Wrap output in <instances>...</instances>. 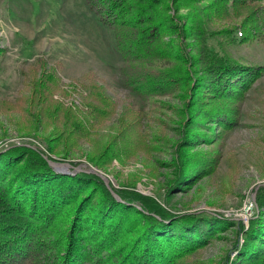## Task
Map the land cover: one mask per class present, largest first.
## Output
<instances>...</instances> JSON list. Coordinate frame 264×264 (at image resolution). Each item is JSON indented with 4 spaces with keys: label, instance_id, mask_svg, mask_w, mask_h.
Listing matches in <instances>:
<instances>
[{
    "label": "rangeland",
    "instance_id": "obj_1",
    "mask_svg": "<svg viewBox=\"0 0 264 264\" xmlns=\"http://www.w3.org/2000/svg\"><path fill=\"white\" fill-rule=\"evenodd\" d=\"M220 1L161 0L154 11L167 21L156 37L168 46L146 64H126L113 28L102 25L84 0H0V151L30 148L48 165H71L73 169L65 168L68 174L80 173L88 182L62 179L74 190L63 196L45 193L39 221L32 227L22 222L18 232L12 227L7 236L0 235L1 240L17 239L20 259L31 238L49 244L22 263L44 264L43 255L52 260L53 254L59 264L61 254L67 259L63 264H150L142 262L141 248L132 246L141 234L131 219L135 214L143 218L142 212L153 215L144 206L138 213L127 208L131 210L119 222L121 235L100 230L99 237L78 226L84 202L82 214L110 222L121 209L105 205L110 195L122 202L116 194L121 191L148 198L173 214L217 219L181 234L184 239L160 235L164 244L152 261L264 264V252L245 253L251 248L245 247L251 220L262 223L251 230L261 233L252 240L264 237V0L247 6L236 0L233 7L218 6ZM223 58L250 75L237 92L208 88L213 76L207 68ZM137 69L144 78L129 84ZM18 167H9L10 178L18 179ZM103 186L109 195L104 196ZM262 196L263 205L257 203ZM57 199L69 204L48 224L49 206ZM67 207L71 211L65 213ZM47 224L44 239L40 234ZM56 239L63 243L54 246ZM104 244L114 247L105 252L97 248ZM88 247L96 255L86 252ZM91 255L97 259L89 260Z\"/></svg>",
    "mask_w": 264,
    "mask_h": 264
},
{
    "label": "trees",
    "instance_id": "obj_2",
    "mask_svg": "<svg viewBox=\"0 0 264 264\" xmlns=\"http://www.w3.org/2000/svg\"><path fill=\"white\" fill-rule=\"evenodd\" d=\"M84 1L87 3L89 9L98 17L99 22L102 25L109 29L113 28L116 49L121 58L123 59V62H125L126 64L127 62H132L134 60L137 62L142 61L146 64L148 60L156 58L155 52L159 48L168 46V44L161 42L160 39L156 37L157 31L160 30L162 28L161 26H163V24L167 21L164 15L154 11L157 6L161 5V0H156L155 3L154 0H120L119 2H116V0H102V4L97 3V0ZM228 1H230V5L227 4ZM235 1L236 0H222L218 2L217 5L219 6V4H221L220 6L233 7L234 5H238ZM241 1H243L242 6H247L248 3L253 2L254 0ZM104 2H108V4H111V7H105ZM217 8V6L213 7V15H215V13L217 12ZM161 10L164 12V9ZM186 54L185 56L187 57ZM231 60L232 59L223 58L217 63L212 64L207 68L208 74L213 76V79H211V81L209 82L208 88L210 90H216L217 92H225L229 94L233 92V90L237 92L235 89L237 87H245L244 82H247V78H249L250 75H247V71L245 70V68H239L238 63H231ZM137 70L139 71V69ZM143 78L144 73L136 71V73L128 77L127 82L129 84H132L133 81ZM31 151L32 150L27 147L0 151V196L5 197V200L7 201L6 202L0 200V228L1 226H4V229H0V235L5 233V236H7L6 233L10 232L7 229H10L12 227L16 228L14 232H18V228H21L22 222L28 223V225L32 227L31 225H34V223H36L35 220L39 221L38 219L41 207L40 204H42L44 208L46 206V204L43 203L44 200L41 202V196H44L45 193L52 191L55 194L63 196L64 194H68L69 192L73 191L75 187H72L71 184L69 185L62 179L71 180L76 178L81 179L82 183L88 184V182L85 181L87 179H83L85 177L84 175L80 173L74 174L72 172H70V174L68 175L58 173L53 170L48 164H46L43 160H41V158L31 153ZM12 164H17V166H19L18 168H21V170L18 171L19 173H16L15 175V178L17 175H19L17 180H14L12 177L10 178L9 174L6 173L9 171V167ZM43 165L47 170H44ZM86 176L88 177V175ZM3 178L9 179L8 182L4 183L5 181L3 180ZM91 178L94 182L97 183L98 180L95 177L91 176ZM98 182L100 183V181ZM22 183L24 185H22L19 189L18 186H20ZM102 191L104 196L109 195V191L106 189V187L103 186ZM116 192V194L119 195L120 198H122V202H117L110 195L111 200L109 199V203H107L108 205H105V208L108 210L119 208L121 209V213L116 214L115 217L111 215L110 222L103 218H94L91 217L92 214H82L83 207H86V203L84 202L80 206L78 226H80L81 230L83 228L85 230L89 228L90 230L87 231L88 234H95L99 237L100 235L98 231L100 230L102 231V233L106 232L107 230H110L115 232V234L116 232H118L121 235L122 232H120V228L122 224L119 223L120 219L125 218L124 215H128L126 212L131 209L136 212L139 211L136 207H134V205L140 204L141 206H144L145 211H150L153 215H145V213L142 212L140 214L143 216V218L137 219L138 217L135 214L134 219H131L132 225L135 223L137 225L136 229L139 228L138 231H140L141 234L140 238H138L137 235L135 239V241H137L132 246H137L141 248L143 254L142 262L143 260L150 261V264H160V262H162H159V260L152 261L153 259L157 258L155 255H153L156 252L157 248L161 246V244H164V240L163 238H161L160 235L167 234L168 236V234H173L179 238L184 239V237H180L181 234H184L186 232L188 233L193 228L197 227L199 224H203L204 226L205 221L208 222L217 220L214 216L207 214H173L169 212V210H166L159 205H153V201L148 198H144L141 195L130 194V192ZM14 197L18 198L17 200H19V203L16 202ZM62 199H57L55 204L52 203V205L49 206V212L51 216L50 214L46 216V218L49 216L48 224H51L50 219H52L55 214H61L64 205L69 204L66 203L67 200L62 201ZM94 201L98 202L97 199H95ZM262 202L263 196L261 198L258 197L257 203L262 204ZM127 208L131 209L127 210ZM70 211L71 208L67 207L65 213ZM96 211L94 213H96ZM74 212L75 211H72V214H74ZM18 214H20V216H23L20 218H26V220L23 221L22 219L18 218L19 216L16 217V215ZM176 214H178L179 216ZM258 219L259 218L250 221V226L247 231V237L249 239L248 241H246L247 244L245 245V247L248 248L249 244L251 248H254V250L248 248V250L245 251V253H249V256H255L258 254L261 255L264 252V237L262 236V241L252 240V238H254L252 237L253 235L261 234L251 233V230L258 229L260 224H262L261 222H257ZM105 223L109 225L104 226ZM173 223H175L176 225L171 227ZM48 224L42 225L43 230H41V238L46 239V236H49L48 233L45 235V231L49 227ZM170 228H172L173 230L178 229V231L175 230V232ZM136 229L131 228L132 231ZM60 230L63 229L60 228ZM59 233L61 232L59 231ZM86 238L88 239V236ZM118 239L119 238L115 237L114 242H116ZM29 241L30 243L27 247L28 253L20 259L18 257V252H22L18 249L17 239L13 241L10 239H0V264H24L22 263V260L27 259V257H30L28 254L31 255V253L39 251L41 247L48 248L49 246V244H45L38 238H36L35 240L34 238H31ZM56 241H52L54 243V246L63 243L60 242L59 239H56ZM132 246L124 247L132 248ZM113 247L114 245L104 244L101 245V247L99 245V247L97 248H102L103 250H101L105 252V250H107L108 248L110 250ZM182 250L183 249L179 251V254L182 253ZM91 251H93L92 247H88L86 250V252ZM91 253L96 255L95 251ZM128 254L131 255V251H128ZM95 255H91L89 260L93 259L95 261L97 259L95 258ZM50 256L52 260L50 258L47 259L45 254L40 260H43V262L45 260L44 264H49L48 262H52V264L55 262L56 264H58L57 261L54 260L56 255L51 254ZM58 259H60L61 261V263L59 264H63L62 261H64L65 257H61L60 254L58 255ZM169 259L165 260V264L169 262ZM64 262H67V259ZM28 264H40V262L36 260L33 262H29ZM89 264H91V262ZM143 264L146 263L144 262Z\"/></svg>",
    "mask_w": 264,
    "mask_h": 264
},
{
    "label": "water",
    "instance_id": "obj_3",
    "mask_svg": "<svg viewBox=\"0 0 264 264\" xmlns=\"http://www.w3.org/2000/svg\"><path fill=\"white\" fill-rule=\"evenodd\" d=\"M49 163V165L53 168V169H55L57 172H64V174H68V171L67 170H65V168H67V169H69V168H71V169H73L72 167H71V165H69V164H67V163H57V162H48ZM74 170L76 171V172H81L80 170H78V169H76V168H74ZM67 171V172H66ZM63 174V173H62ZM105 181V180H104ZM105 183H106V181H105ZM108 189V188H107ZM109 191H110V189H108ZM111 192V191H110ZM116 197V196H115ZM116 199H118V197H116ZM136 208H141V210H142V206H139V205H134Z\"/></svg>",
    "mask_w": 264,
    "mask_h": 264
}]
</instances>
